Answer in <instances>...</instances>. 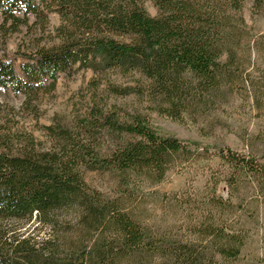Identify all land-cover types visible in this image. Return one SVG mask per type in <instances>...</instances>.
Listing matches in <instances>:
<instances>
[{
  "label": "trees",
  "instance_id": "trees-1",
  "mask_svg": "<svg viewBox=\"0 0 264 264\" xmlns=\"http://www.w3.org/2000/svg\"><path fill=\"white\" fill-rule=\"evenodd\" d=\"M152 1L156 17L145 0H0L1 37L9 23L16 32L31 18L45 26L51 13L62 21L58 46L0 58V90L35 95L76 67L140 75L135 85L95 86L84 116L46 128L49 147L0 124V264H264L250 248L252 225L264 224V154L183 141L111 103L134 95L195 124H211L236 97L264 111V82L253 74L264 42L244 17L248 2L260 14L264 0ZM213 157L228 167V199L219 180L204 197L147 191L177 165ZM95 172L116 177L114 195L88 184ZM33 219L44 239L2 229Z\"/></svg>",
  "mask_w": 264,
  "mask_h": 264
},
{
  "label": "rangeland",
  "instance_id": "rangeland-1",
  "mask_svg": "<svg viewBox=\"0 0 264 264\" xmlns=\"http://www.w3.org/2000/svg\"><path fill=\"white\" fill-rule=\"evenodd\" d=\"M144 8L151 17L158 15V8L151 0H145ZM244 17L250 31L255 38H262L264 42V11L257 14L253 3L245 5ZM3 19L0 15V25ZM31 18L28 25H22L16 32L10 26L5 27L3 51L0 58H11L17 52H28L36 46L51 48L58 46L57 29L62 25L61 17L51 13L45 26L35 25ZM7 30V32H6ZM21 61H17L18 69ZM256 68L253 74L264 82V50L256 57ZM140 75L136 74L135 79ZM133 77H122L118 72L107 71L104 75L96 74L90 69H78L71 76L61 75L54 88L42 91L35 95H15L11 91L0 90V104L3 106L5 116L0 117L1 123H9L14 131L31 135L34 139L46 147L50 146L49 135L46 128L57 123L71 125L77 117L84 116L90 107L91 97L95 86H99L100 92L104 91L108 84L116 86L135 85ZM112 105L121 108L125 113L139 112L145 115L160 133L175 137L183 141H193L203 145H212L231 150L243 155L254 154L260 157L264 154V111H259L252 98L247 101L236 97L232 105L225 112L210 117L211 124H195L187 120L177 123L169 118L148 110V102L136 96L125 98H112ZM229 173L228 167L218 158L209 160L190 161L177 165L171 170L165 181L155 187L147 188V191H157L161 194H178L184 196H207L209 185L216 180L221 181L217 195L228 199L229 186L225 177ZM87 182L92 187L108 195H114L117 188V179L114 175L106 173H89ZM244 196L253 194V187L248 186ZM236 202V200L234 201ZM154 208V207H153ZM152 208V209H153ZM161 214L159 209H154ZM169 215V221L172 217ZM264 223V220H262ZM251 233V251L264 253V224L254 226ZM2 229L8 232L16 231L23 238L44 239L48 231L39 226L36 219L24 223H6ZM253 248H252V247Z\"/></svg>",
  "mask_w": 264,
  "mask_h": 264
}]
</instances>
